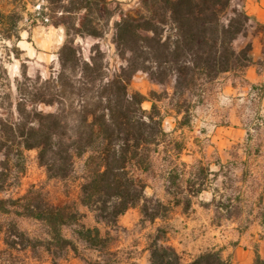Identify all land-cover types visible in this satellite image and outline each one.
I'll return each instance as SVG.
<instances>
[{
  "label": "trees",
  "instance_id": "16d2710c",
  "mask_svg": "<svg viewBox=\"0 0 264 264\" xmlns=\"http://www.w3.org/2000/svg\"><path fill=\"white\" fill-rule=\"evenodd\" d=\"M231 1L139 0V9L120 13L121 19L113 24L112 39L125 62L113 71L100 44L91 47L88 60L76 44L78 37L105 38L115 14L109 0H45L46 5L35 13L26 11L25 0H13L8 12L0 9V38L12 43L5 47L7 61L21 58L18 43L25 17L33 24L38 17L45 25L65 29L59 68L47 79L40 74L29 76L24 62L20 75L11 78L0 59V214L32 218L48 228L46 239H31L10 222L3 230L8 249L34 252L42 248L55 258L73 248L62 228L78 221L77 212L51 204L34 188L23 198H1L10 180L23 172L24 155L30 150L37 152L38 163L50 179L68 178L76 160L84 158L81 204L95 213L97 223L116 225L120 216L140 202H145L144 215L155 218L157 214L147 207L146 183L138 172L148 171L151 154L169 141V134L156 102L150 111L144 110L148 98L129 91L131 79L138 71L159 83L174 77V110L178 115L185 113L179 124L187 123L193 105L185 96L199 98L223 74L243 73L253 63L251 44L241 50L234 47L252 18L232 8ZM258 89L263 91L260 97L264 96V86ZM40 105L56 109L44 112ZM173 150L179 155L181 145ZM200 173L213 172L203 168ZM202 189L191 195L197 196ZM82 229L79 238L91 245L100 242L99 228ZM150 264L230 262L221 249L214 248L185 262L174 248L154 243ZM255 264H264L258 253Z\"/></svg>",
  "mask_w": 264,
  "mask_h": 264
},
{
  "label": "rangeland",
  "instance_id": "374dc122",
  "mask_svg": "<svg viewBox=\"0 0 264 264\" xmlns=\"http://www.w3.org/2000/svg\"><path fill=\"white\" fill-rule=\"evenodd\" d=\"M25 1L26 11L32 13L39 10L40 5H46L45 0L44 3L42 0ZM139 7V0L110 1V8L115 14L105 38L101 41L89 37L76 39L84 58L88 60L91 47L100 44L112 71L124 65L112 39L113 24L121 19L120 13H131ZM46 12L49 13V10ZM24 15L26 16V12ZM36 19L38 20L33 24L32 19L25 17L20 24V59L11 58L7 61L5 47H12V43L0 38V59H3L11 78L20 75L22 62L26 64L31 77L40 74L47 79L59 68L58 52L65 39V29L63 26L45 25L38 17ZM257 29L264 32V26H258ZM174 82V77H171L166 82L159 83L148 73L138 71L129 86L130 92H140L148 98L143 103L144 110L150 111L152 103L156 102L165 117L163 127L169 134V141L151 154L148 171L138 172L146 183L145 195L149 199L146 204L151 214H157L155 218L144 215L145 202H140L120 216L116 225L97 223L95 213L81 204L80 185L84 176V158L76 160L74 171L68 178L50 179L45 168L38 163L37 152L30 150L24 155L23 172L10 180L1 198H23L34 188L40 190L51 204L62 207L67 212H77L78 221L62 228L63 236L73 242V248L55 258L42 248L34 252H13L3 242V230L10 222L15 223L31 239H46L48 228L32 218L0 214V264H53V260L56 264H150V248L154 243L174 248L185 262H191L210 249H221L220 240L227 232H244L252 218L264 219V206L256 185L257 182L264 181V173H259L258 164L256 165L260 157V153H257L259 148L256 149L261 134L250 131L235 138V142L228 143L226 147L212 142L213 138L209 137L212 129L205 125L204 120H200L199 114L212 107L217 111L227 112L225 105L220 104L216 97V82L206 86L199 98L185 96L193 106L186 115L187 123L180 125L185 113L178 115L174 110L175 102L171 98ZM151 92H156L157 96H151ZM254 107L249 103H242L241 106L246 112ZM39 109L54 112L56 107L40 105ZM250 141H255L251 149L247 147ZM176 144L182 148L179 155L173 150ZM249 153H252V160L249 159ZM253 153L258 155L255 160ZM1 159L0 154V161ZM203 168H209L213 173L202 175L200 170ZM176 175L179 176L173 181ZM242 179L251 182L246 185L252 187L253 196L250 197L247 193L239 195L243 186L240 184ZM200 187L202 190L214 189L215 198L212 202L200 200L199 194L191 195ZM234 222L237 227L233 225ZM96 227L101 233L100 242L96 245L79 238V232L84 230L82 228ZM260 237L264 239V234H260Z\"/></svg>",
  "mask_w": 264,
  "mask_h": 264
},
{
  "label": "crops",
  "instance_id": "0c3cea01",
  "mask_svg": "<svg viewBox=\"0 0 264 264\" xmlns=\"http://www.w3.org/2000/svg\"><path fill=\"white\" fill-rule=\"evenodd\" d=\"M42 2L44 3V0ZM12 4L13 0H0V9L8 12L12 8ZM231 7L244 10L252 18L246 34L237 38L234 47L236 50H241L246 45L251 44L253 63L243 73H225L216 81V97L220 104L225 105L227 112L217 111L214 107L207 108L200 112L199 118L201 121L204 120L205 125L212 129L209 137H212V142L219 146L226 147L228 143L235 142V138L250 131L259 132L261 140L256 150L259 148L257 153H260V157L256 165L258 164L259 173H264V96L260 97L256 90V88L264 86V32L257 29L258 26H264V0H232ZM236 45L238 46L236 47ZM242 103L253 104L255 107L246 112L247 110L241 108ZM254 142H248L247 147L251 149ZM251 154L249 153L250 160H252ZM253 156L254 160L258 158L256 153H253ZM256 175L257 173L254 176ZM214 182L216 183L217 180ZM246 183L251 182L246 179L240 180V184L243 186L239 195L243 196L247 193L251 197L254 195L252 187H248ZM256 185L259 189L258 195L264 206V181H259ZM215 186L217 185L215 184ZM198 197L204 202H212L215 198L214 189H204ZM233 225L237 227L235 222ZM263 231L264 219L254 217L246 231H234L231 234L227 232L226 236L220 240L219 246L223 258L229 260L230 264H255L258 253L264 259V239L260 237V234H264Z\"/></svg>",
  "mask_w": 264,
  "mask_h": 264
},
{
  "label": "built area",
  "instance_id": "2783aa9c",
  "mask_svg": "<svg viewBox=\"0 0 264 264\" xmlns=\"http://www.w3.org/2000/svg\"><path fill=\"white\" fill-rule=\"evenodd\" d=\"M257 93L259 94V96H261L263 94V91L261 89H258Z\"/></svg>",
  "mask_w": 264,
  "mask_h": 264
}]
</instances>
